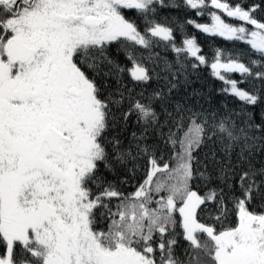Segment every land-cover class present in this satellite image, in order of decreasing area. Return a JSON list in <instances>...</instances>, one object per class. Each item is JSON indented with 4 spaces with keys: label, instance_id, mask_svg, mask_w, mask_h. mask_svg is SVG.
<instances>
[{
    "label": "snow or ice",
    "instance_id": "snow-or-ice-1",
    "mask_svg": "<svg viewBox=\"0 0 264 264\" xmlns=\"http://www.w3.org/2000/svg\"><path fill=\"white\" fill-rule=\"evenodd\" d=\"M0 264H264V0H0Z\"/></svg>",
    "mask_w": 264,
    "mask_h": 264
},
{
    "label": "trees",
    "instance_id": "trees-1",
    "mask_svg": "<svg viewBox=\"0 0 264 264\" xmlns=\"http://www.w3.org/2000/svg\"><path fill=\"white\" fill-rule=\"evenodd\" d=\"M240 3H243L245 6L248 4H251L253 2L259 3L260 0H239ZM165 12H168V10H165ZM173 15H182V13H173ZM200 20V22H206V18H197ZM210 22V21H209ZM190 31H193L198 39L199 44L202 46L203 52L205 54L210 55V50L213 48L214 45H224L225 42H223L220 39L212 40L208 38L207 36L200 34L199 32H195L194 29H190ZM221 87V84L219 81H216L212 79L207 71H204L203 77L198 82H194L190 88L189 91H191L193 88L200 89L202 92H209L213 96V100L215 103H219L223 97L215 95L216 90H218Z\"/></svg>",
    "mask_w": 264,
    "mask_h": 264
}]
</instances>
